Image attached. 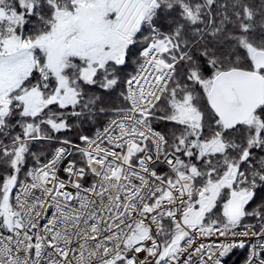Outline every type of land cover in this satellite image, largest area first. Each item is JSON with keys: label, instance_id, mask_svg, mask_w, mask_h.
Wrapping results in <instances>:
<instances>
[{"label": "snow or ice", "instance_id": "6c2138e0", "mask_svg": "<svg viewBox=\"0 0 264 264\" xmlns=\"http://www.w3.org/2000/svg\"><path fill=\"white\" fill-rule=\"evenodd\" d=\"M0 264H264V0H0Z\"/></svg>", "mask_w": 264, "mask_h": 264}]
</instances>
